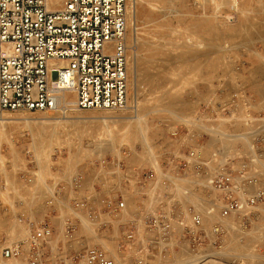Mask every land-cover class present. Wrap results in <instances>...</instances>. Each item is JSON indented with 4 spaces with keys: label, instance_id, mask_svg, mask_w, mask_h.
<instances>
[{
    "label": "built area",
    "instance_id": "2783aa9c",
    "mask_svg": "<svg viewBox=\"0 0 264 264\" xmlns=\"http://www.w3.org/2000/svg\"><path fill=\"white\" fill-rule=\"evenodd\" d=\"M52 6L48 0H0V43L6 47L0 57V109L62 111L65 91L75 94L78 110L126 109L130 0H65L60 9ZM231 98L213 101L210 119L182 118L169 133L170 148L154 165L130 164L129 149L99 154L96 180L78 172L48 186L39 205L22 198L16 220L26 233L1 244L3 263L120 264L129 256L132 264H154L183 250L196 264H207L210 250L229 256L232 225L242 243L264 221V115L253 114L244 90ZM242 110V135H248L242 145L216 147L207 155L208 131L201 124L217 123L225 113L233 125ZM22 178L27 186L36 182Z\"/></svg>",
    "mask_w": 264,
    "mask_h": 264
},
{
    "label": "rangeland",
    "instance_id": "374dc122",
    "mask_svg": "<svg viewBox=\"0 0 264 264\" xmlns=\"http://www.w3.org/2000/svg\"><path fill=\"white\" fill-rule=\"evenodd\" d=\"M130 5L128 108L69 110V119L62 111L0 109V264L1 244H11L26 233L16 220L18 202L26 198L39 205L48 186L78 172L96 180V155L115 156L129 149L130 164L154 165L170 148L169 133L182 118L208 114L210 119L212 102H230L238 90L253 101V114L259 110L264 115V0H130ZM136 110L141 117L130 118ZM244 114L237 112L233 125L225 113L217 123L201 124L208 131L207 155L216 147L242 145L243 137H248L242 135ZM138 124L144 134L131 131ZM46 126L60 136L47 137L36 147V135ZM24 175L36 178L34 186H27ZM255 225L261 232L254 230ZM255 225L242 243L241 236L231 232L229 256L210 250L207 264H264V221ZM259 232L260 239L254 238ZM186 253L180 254L187 264H194ZM180 254L155 263L179 264ZM119 260L132 264L129 256Z\"/></svg>",
    "mask_w": 264,
    "mask_h": 264
},
{
    "label": "bare ground",
    "instance_id": "6f19581e",
    "mask_svg": "<svg viewBox=\"0 0 264 264\" xmlns=\"http://www.w3.org/2000/svg\"><path fill=\"white\" fill-rule=\"evenodd\" d=\"M64 2H65V0H48V4H53V6H52V9H60V8H62V6L64 5ZM163 10V9H162ZM251 24V23H250ZM252 27V26H251ZM250 27V28H251ZM258 31V30H257ZM263 30H261V32H262ZM128 32V31H127ZM249 33V32H248ZM259 33V32H258ZM263 33V32H262ZM128 34V33H127ZM127 34H126V46H127V52H128V44H127ZM229 34V33H228ZM237 34V33H236ZM261 34V33H260ZM1 44V43H0ZM5 49H6V47L4 46V45H2L1 44V46H0V55L5 51ZM1 57V56H0ZM135 63V62H134ZM170 63H171V61H170ZM134 65V64H133ZM169 65V64H168ZM167 66V65H166ZM165 66V67H166ZM163 67V66H162ZM160 69V68H159ZM128 73H130V71H129V67H128ZM262 93H263V91H262ZM261 93V94H262ZM74 101H75V94L72 92V91H65L64 93H63V96L61 97V100H60V103L62 104L63 103V107H62V113L64 112V115H63V117L65 118V119H69V118H72V117H70V116H68V113H67V111H69V110H76L74 107H73V103H74ZM163 101H165V100H163ZM166 102V101H165ZM171 103V102H170ZM136 107V106H135ZM128 108V107H127ZM136 109V108H135ZM176 111V110H175ZM174 111V112H175ZM132 114V113H131ZM55 115V114H54ZM176 115H178V114H176ZM58 116V115H57ZM63 117H61L62 119H63ZM141 116H140V113L138 112V110H136L135 111V114L132 116H130V118H140ZM60 118V117H59ZM64 119V120H65ZM62 120L60 119H58V122H61ZM0 122H3V118L2 119H0ZM61 127V126H60ZM131 131H134L135 133H136V131H139V133L140 134H144V132H145V130H144V127L141 125V124H138V125H136V126H134L132 129H131ZM37 137L35 138V140H38V141H36L37 143H36V147H37V145L39 144L38 142H41V141H45V138H47V137H51V139H56V138H58L60 135H59V133L57 132V130H55V128L54 129H52V126H46V128L42 131V132H40V133H38L37 135H36ZM53 136H57L56 138H54ZM231 136V135H230ZM234 136V135H233ZM232 136V137H233ZM53 137V138H52ZM232 137H231V139H232ZM229 138V137H228ZM103 147V146H102ZM107 150V149H106ZM110 150V149H109ZM258 226H256L255 225V227H254V230H259V228H257ZM257 228V229H256ZM253 230V229H252ZM230 231L232 232V235H234V232H237V229L235 228V225H232V227L230 228ZM260 231V230H259ZM230 232V233H231ZM261 232V231H260ZM260 232H259V236L257 235L256 237H254V238H257V239H260ZM263 232V231H262ZM256 235V234H255ZM245 242V241H244ZM233 243V242H232ZM230 245H232V244H230ZM106 246L110 249V251L112 252V254L111 255H113L114 257H118V255L116 254V252L115 251H113V250H111V249H113L112 247H111V245H109V244H107L106 243ZM229 246V245H228ZM241 246H242V244H241ZM229 249H231V248H229ZM231 251V250H230ZM229 251V252H230ZM228 252V251H227ZM226 254H229V253H226ZM243 254V253H242ZM245 254V253H244ZM180 255H182V254H180ZM219 256V255H218ZM221 256V255H220ZM219 256V257H220ZM225 256V255H224ZM232 256V255H231ZM237 256V255H236ZM240 256V255H239ZM228 257V256H227ZM234 257H235V255H234ZM119 258V257H118ZM184 256L182 255V256H180L179 257V260H178V262H179V264H187L186 262L187 261H185L184 259H186V258H184ZM226 259V258H225ZM232 259H234V258H232ZM176 260V261H177ZM193 260H191V262H192ZM194 262V261H193ZM156 264V263H155ZM160 264V263H159ZM165 264V263H164ZM176 264V263H175ZM191 264H193V263H191ZM195 264V263H194ZM218 264V263H217Z\"/></svg>",
    "mask_w": 264,
    "mask_h": 264
},
{
    "label": "crops",
    "instance_id": "0c3cea01",
    "mask_svg": "<svg viewBox=\"0 0 264 264\" xmlns=\"http://www.w3.org/2000/svg\"><path fill=\"white\" fill-rule=\"evenodd\" d=\"M238 233V232H237ZM238 235H239V233H238ZM241 236V235H240ZM243 236V235H242ZM245 239H246V234L244 235V240L243 241H245ZM229 240H231L232 241V236L229 234Z\"/></svg>",
    "mask_w": 264,
    "mask_h": 264
}]
</instances>
